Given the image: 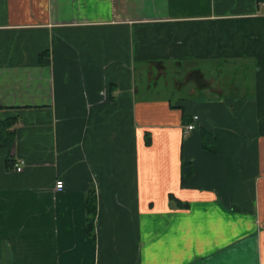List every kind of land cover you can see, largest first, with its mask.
<instances>
[{
	"label": "crops",
	"instance_id": "1",
	"mask_svg": "<svg viewBox=\"0 0 264 264\" xmlns=\"http://www.w3.org/2000/svg\"><path fill=\"white\" fill-rule=\"evenodd\" d=\"M0 264H264V0H0Z\"/></svg>",
	"mask_w": 264,
	"mask_h": 264
},
{
	"label": "trees",
	"instance_id": "2",
	"mask_svg": "<svg viewBox=\"0 0 264 264\" xmlns=\"http://www.w3.org/2000/svg\"><path fill=\"white\" fill-rule=\"evenodd\" d=\"M1 126H4V124H2ZM6 127V126H4ZM204 142V140H203ZM95 203L94 201V195L93 193H90L89 194V197L87 198L86 202L84 203V207L85 210H86V216H85V219H86V228H85V231L88 233V234H91V229H92V226H93V216H94V211H95V206L93 205Z\"/></svg>",
	"mask_w": 264,
	"mask_h": 264
},
{
	"label": "built area",
	"instance_id": "3",
	"mask_svg": "<svg viewBox=\"0 0 264 264\" xmlns=\"http://www.w3.org/2000/svg\"><path fill=\"white\" fill-rule=\"evenodd\" d=\"M195 118H196V116L193 117L194 120H195ZM192 129H194V124H192V123L186 124L185 132H189ZM16 170L21 171L20 165L17 164ZM55 187H56V189H60L62 187V183L59 181H56Z\"/></svg>",
	"mask_w": 264,
	"mask_h": 264
},
{
	"label": "rangeland",
	"instance_id": "4",
	"mask_svg": "<svg viewBox=\"0 0 264 264\" xmlns=\"http://www.w3.org/2000/svg\"><path fill=\"white\" fill-rule=\"evenodd\" d=\"M223 75V74H222Z\"/></svg>",
	"mask_w": 264,
	"mask_h": 264
}]
</instances>
